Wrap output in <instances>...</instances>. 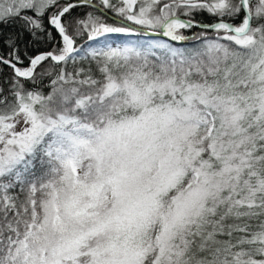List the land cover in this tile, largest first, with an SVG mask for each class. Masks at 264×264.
Wrapping results in <instances>:
<instances>
[{
    "label": "snow or ice",
    "instance_id": "obj_1",
    "mask_svg": "<svg viewBox=\"0 0 264 264\" xmlns=\"http://www.w3.org/2000/svg\"><path fill=\"white\" fill-rule=\"evenodd\" d=\"M5 69L0 264H264V0H0Z\"/></svg>",
    "mask_w": 264,
    "mask_h": 264
},
{
    "label": "trees",
    "instance_id": "obj_2",
    "mask_svg": "<svg viewBox=\"0 0 264 264\" xmlns=\"http://www.w3.org/2000/svg\"><path fill=\"white\" fill-rule=\"evenodd\" d=\"M83 9H74L73 10V15H76V14H83ZM195 31V30H194ZM7 75V70L5 69V72L3 74H0V84L3 83V79L4 77Z\"/></svg>",
    "mask_w": 264,
    "mask_h": 264
},
{
    "label": "rangeland",
    "instance_id": "obj_3",
    "mask_svg": "<svg viewBox=\"0 0 264 264\" xmlns=\"http://www.w3.org/2000/svg\"><path fill=\"white\" fill-rule=\"evenodd\" d=\"M62 2H64V0H62Z\"/></svg>",
    "mask_w": 264,
    "mask_h": 264
}]
</instances>
